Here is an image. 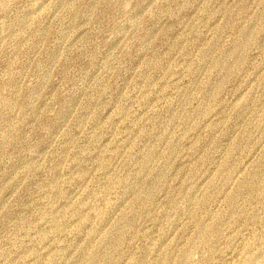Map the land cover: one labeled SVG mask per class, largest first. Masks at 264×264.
Wrapping results in <instances>:
<instances>
[{
  "label": "rangeland",
  "instance_id": "1",
  "mask_svg": "<svg viewBox=\"0 0 264 264\" xmlns=\"http://www.w3.org/2000/svg\"><path fill=\"white\" fill-rule=\"evenodd\" d=\"M0 264H264V0H0Z\"/></svg>",
  "mask_w": 264,
  "mask_h": 264
}]
</instances>
